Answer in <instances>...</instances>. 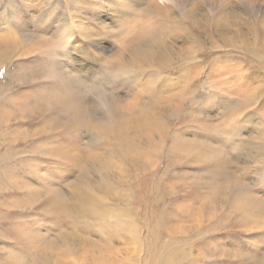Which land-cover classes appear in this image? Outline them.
I'll return each mask as SVG.
<instances>
[{
  "label": "rangeland",
  "instance_id": "rangeland-1",
  "mask_svg": "<svg viewBox=\"0 0 264 264\" xmlns=\"http://www.w3.org/2000/svg\"><path fill=\"white\" fill-rule=\"evenodd\" d=\"M0 3V264H264V32L223 82L244 53L139 60L189 24L177 8Z\"/></svg>",
  "mask_w": 264,
  "mask_h": 264
},
{
  "label": "bare ground",
  "instance_id": "bare-ground-1",
  "mask_svg": "<svg viewBox=\"0 0 264 264\" xmlns=\"http://www.w3.org/2000/svg\"><path fill=\"white\" fill-rule=\"evenodd\" d=\"M161 1H166L168 2L169 5H167L166 3H160L158 0H153L154 3L152 4V6L155 8V11L157 13L163 14L165 12L166 14L169 10H175V8H177L180 11V13L189 20V24L186 25L185 29H183L180 32L178 31L168 32L169 34L166 36V38L158 40L159 41L158 48H154L150 51H147L145 49L143 53L139 52V60L145 58L147 59L153 58L152 66L154 68H157V70L161 71V66L167 65L170 61H172L173 58H176L178 59V61H181L179 63L180 66L190 65L191 68L194 69L197 67L199 68L205 67V65L202 63L201 57H204V55L208 56L209 51L212 53H217L216 58L219 60L223 59L224 57H228V54L233 55V57L235 58L238 56L241 57L240 53H244L245 56H243V61L239 63L240 65L237 62L233 61L230 67H228V70L225 73L222 72L221 78L223 82H226L227 80L236 77L235 76L236 73L240 71L239 66L241 67L247 66L253 63V49L260 52V54L254 53L255 56H261L262 53L261 48L258 49L253 46H256L258 43H261V38H263L262 33L264 32V0H161ZM1 9L4 11L3 8ZM184 17L181 18L186 20V18ZM210 17L212 18L210 19ZM192 18L196 19L195 23L191 21ZM258 21H262V22L260 23ZM162 31L163 30L159 28L157 29V31L154 30L153 32H151V35L153 36L155 35L154 38H158L159 35L162 33ZM173 43H179L177 45V48L180 47L181 45L182 46L176 49V51H174L175 49H172ZM261 47L262 49H264V43H261ZM244 49H246L248 52L245 53L243 51ZM224 51H226L227 54H225ZM1 55L2 53L0 54V56ZM4 57L6 58L5 55ZM211 63L213 62H208V64ZM73 70L74 69L72 68V70L70 71ZM253 73L256 74V71H253ZM80 77H82V75ZM246 78H247L246 75H242L241 84L244 83L245 85H240L241 87L240 89H238L239 87H233V90H236V92L239 90L241 92V95H243L244 97H250L253 95V88L252 85L249 84L250 79H246ZM229 129H231L230 125H229ZM71 141L72 140H69V142L72 144ZM71 147L73 146L71 145ZM71 147L67 151V156L66 155L65 156L70 161L74 159L75 160L74 163L78 162L76 153L73 152L74 150ZM52 148H54V146ZM58 148L61 149V146L60 145L57 147L55 146V148L52 149L53 151L50 152L51 155H56L57 153H59L60 149ZM103 163L105 164L106 168L109 167V164L107 162L103 161ZM97 204H98L97 202H94L89 206V211H91L96 216H98L97 211L99 210L96 208ZM124 225L128 226V223H125ZM130 229L134 230V227ZM177 263L178 262L174 256H169L167 264H177Z\"/></svg>",
  "mask_w": 264,
  "mask_h": 264
}]
</instances>
